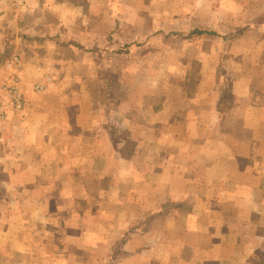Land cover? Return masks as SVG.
I'll list each match as a JSON object with an SVG mask.
<instances>
[{"label": "crops", "instance_id": "crops-1", "mask_svg": "<svg viewBox=\"0 0 264 264\" xmlns=\"http://www.w3.org/2000/svg\"><path fill=\"white\" fill-rule=\"evenodd\" d=\"M69 1L74 3L34 0L46 3L44 7L53 11H59L60 4ZM120 1L142 3L125 18L140 19L144 17L140 11L144 10L148 17L160 21V26L152 23L151 36L162 34L163 39H168L162 46L166 52L162 84L138 97L145 101L143 108L130 107L131 113L125 112L126 116L131 115V133L126 140L131 148L127 153L119 144L123 129L127 128L118 118L114 117L113 122L107 116V107L98 109L104 114L100 125L103 135L98 142L87 140L97 137L86 135L90 133L88 123L64 126L45 122L46 115L59 114V107L52 106L50 100L58 96L49 88L63 80L56 70L43 71L41 62L32 63L20 46L13 49L7 37L12 9L15 8L14 17L24 11L29 15V9L35 11L32 16L37 18L38 8L32 6V0H0V97L3 103L11 104L10 99L2 96L1 88L17 79L24 102L22 110L10 105L5 118L0 119L2 151L7 147L3 162L10 168L6 177L27 178L31 164L43 163L52 166L54 186L64 188L67 184L61 179L76 183V173L82 179L90 177L95 158L84 147L102 146L103 151L98 149L94 156L100 153L103 160L98 161L104 166L107 148L112 147L114 166L120 169L116 171L118 179L123 164L147 166L146 174L137 171L130 178L136 183L133 193L147 195L148 201L128 205L123 194L130 192L123 193L119 188V202L98 206L104 219L96 222L95 213L84 216L80 232L84 242H79L85 250H74L76 256L67 259H82L81 264H264V0ZM83 14L80 12L79 17ZM27 24L19 30L24 35L29 32L28 46L40 49L46 45L36 31L38 22L32 25L34 29ZM55 38L48 32L43 39ZM176 38L183 42L175 41ZM74 42L71 45L83 50ZM30 74V78L35 76L33 86L42 87L35 89L47 94L45 99L52 111L36 106L32 100L35 94L28 95ZM151 77L159 79L155 74ZM67 110L70 114L71 109ZM123 111L117 107L113 115ZM89 113L92 118L93 114L88 112L83 114L84 120ZM135 113L138 119L134 118ZM94 127L98 132L96 124ZM59 139L68 141L67 147L72 144L71 147L79 148L77 156H66ZM140 145H145V154L132 149ZM99 172L103 170L100 168ZM61 191L64 196V189ZM66 191L64 209L70 213L90 190H81L82 197L77 188L68 187ZM5 194L8 198L15 194L14 200L8 202L12 208L9 211L26 215L32 202L28 196L21 200L24 188L12 191L10 186ZM99 226L103 231H97ZM4 233V244L16 242V231H10V224ZM17 236L21 244L22 237ZM25 250V246L19 249L13 264L24 263ZM5 252H0V261L9 264Z\"/></svg>", "mask_w": 264, "mask_h": 264}, {"label": "rangeland", "instance_id": "rangeland-1", "mask_svg": "<svg viewBox=\"0 0 264 264\" xmlns=\"http://www.w3.org/2000/svg\"><path fill=\"white\" fill-rule=\"evenodd\" d=\"M32 1V6L38 8L36 14L40 16L34 18L32 14L34 15L35 11L28 9L32 12L29 15H25L27 11H24V13L20 12L19 17H14L15 8L12 9L7 37L10 38L13 49L16 48V45L20 46L23 54L32 59V63H34L33 61L41 62L40 65H44L43 71L56 70V73H59L57 75H60V79L63 80L58 85L49 88V90L54 91V95L58 96V99L52 96L50 100L52 106L59 107L60 112L58 111L59 114L54 113V117L46 115L45 122H58L59 125L64 126L70 124L80 126L82 123H88L90 133L86 135L92 136L94 134L97 136L87 139L92 143L94 140L97 141L102 138L103 135L100 125L103 123L104 114L98 109L103 107L106 110L105 107H107V116L113 119V122L114 117L118 118L124 128H127L126 130L123 129L119 144H122L123 152H130L131 147L128 146L126 140L131 133L128 129L131 123V115L126 116V113H131L130 107L137 108L136 110L143 108L145 101L143 103V100L138 97L143 95V91L157 87L163 81L162 60L166 58V52H163L162 46L164 42H168V39H163L162 34L154 33L151 36L150 33L154 30L152 23L156 22L155 25L160 26V21L148 17L144 10L140 11L142 12L141 16L144 15L140 19L125 18L126 14L131 16L132 10L143 5L142 3L107 0V3L103 4L99 0H73L74 3L64 2L60 4L59 11H53L44 7L46 3ZM104 5H106L105 8H103ZM144 6L147 7L148 4H144ZM80 12L84 13L82 17H79ZM26 22L30 24V29H34L35 27L32 25L38 22L39 26L36 31L40 32L39 37L42 39V43L45 42L46 45L40 49L28 46L31 41L28 39L30 37L29 32L24 35L19 30L22 24L25 25ZM48 32L56 38L43 39ZM17 37L24 43L19 42ZM74 41L79 43L83 50H80L76 45H71ZM175 41L183 42L182 39L179 40L178 38ZM128 44L131 47L130 52H126ZM13 49L11 50L12 54ZM130 53L131 55H129ZM154 60H156L155 64ZM153 74L159 76L158 81L153 80L151 77ZM31 76L32 74L29 75V78ZM30 79L32 81L29 84L31 88L27 89L28 95L29 93L35 94V97L32 98L35 105L44 107L48 112L52 111L51 108L49 109L51 105L45 99L47 94H41L39 90L35 89L38 84L33 86L35 76ZM29 98L27 97L28 100ZM117 107L119 110L123 108L124 111L122 114L113 115ZM69 108L71 109L70 114L68 110L66 111ZM108 108H113L114 111H109ZM94 109L97 110L94 111ZM61 110L63 111L61 112ZM88 112L93 115L91 118L90 113L87 114L89 117L85 119L88 120L86 122L83 119V114ZM135 114L134 118L138 119V114ZM55 117L58 120H55ZM95 124L98 132L94 131L96 129ZM80 134L83 135L84 133L81 131ZM2 138L3 136L0 134V190H3L0 194V252L6 251L4 256L9 258H6L5 261H9V264H13L19 249L22 250L23 246L26 247L27 258L22 264H76V262L81 264L82 259L79 261L76 258H67L76 256L74 250H85L84 244L81 243L83 246L80 244V242H84V238L80 234L84 216L87 215V218L89 214H96L94 217L96 222L104 219L105 217L98 213V206L119 202L122 196V194H118L119 188L123 193L127 191L128 194L130 192L128 195L123 194L124 202L128 205L129 203H146L148 201L146 200L147 195L133 193L132 190H134L136 183L133 182L135 179L131 181L130 178V174L135 176L137 171L140 174H146L147 166L143 165L140 168L137 163L123 164V173L121 179H118L119 174L116 171L120 172V169H116L114 166V148L112 147L107 148V159L111 158L112 160L106 159L105 166L99 162L103 160L100 156L103 151L102 146L99 148L84 147V150L90 149L91 156L95 158L94 165H91L90 177L82 179L80 173H76V183L61 179L67 185L64 188H57L54 186L55 182L52 181V171H50L52 166L47 167L43 163L31 164L27 178L10 179L6 177L10 168L3 162L7 147L4 146L2 151ZM143 140L145 142V137ZM66 142L59 139V144L63 146V153L70 157L77 156L79 148L71 147L73 145L70 142V147H67ZM142 145L132 149L141 150L142 154H145L147 150L145 145ZM121 146H117V148L120 149ZM98 149L100 150L99 155L94 156ZM53 150L55 151V149ZM134 166L135 168H133ZM100 168L103 170L101 173L99 172ZM125 174H128V177L124 178ZM134 176L132 178H135ZM50 185H52L51 189L49 188ZM10 186L12 191L24 188L25 195L21 200L26 199L27 196L31 200L32 203L29 205L26 215L24 212L19 215L15 210L9 211L11 207L8 202L15 198V194L11 195L10 198L5 194ZM68 187L79 189V197H82L81 190H90L96 193L91 194L89 191L87 195H84L85 198L78 202L77 209L69 213L68 210L64 209L67 207L64 206V202L67 199L66 189ZM62 189H64V196L61 194ZM95 206H97V211L94 209ZM119 212L121 213V211L117 213ZM126 213L127 215L136 214ZM139 213L144 212L139 211ZM8 224H10L11 232L16 231V242L4 244V229ZM103 229L99 226L97 231H103ZM17 235L22 237L23 244L17 242ZM74 240H77L76 244H72ZM13 254L15 256L12 257ZM54 256H58V259L52 258ZM0 264L6 263L0 261Z\"/></svg>", "mask_w": 264, "mask_h": 264}, {"label": "built area", "instance_id": "built-area-1", "mask_svg": "<svg viewBox=\"0 0 264 264\" xmlns=\"http://www.w3.org/2000/svg\"><path fill=\"white\" fill-rule=\"evenodd\" d=\"M37 89H42L41 86ZM1 93L4 98L10 99L11 104L3 103L2 97H0V119L5 118L6 109L12 105V108L15 110H22L24 106L22 91L19 87L18 80L14 79L12 82L8 83L6 86L1 88Z\"/></svg>", "mask_w": 264, "mask_h": 264}, {"label": "trees", "instance_id": "trees-1", "mask_svg": "<svg viewBox=\"0 0 264 264\" xmlns=\"http://www.w3.org/2000/svg\"><path fill=\"white\" fill-rule=\"evenodd\" d=\"M74 43H75V42H74ZM126 46H127V45H126ZM129 50L131 51V47H130V45L128 44V49H127L126 52H130ZM0 185H1V184H0ZM2 192H3V190L1 189V190H0V194H1Z\"/></svg>", "mask_w": 264, "mask_h": 264}]
</instances>
